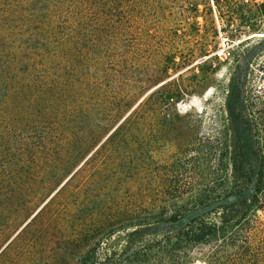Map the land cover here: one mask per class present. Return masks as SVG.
<instances>
[{"label":"rangeland","instance_id":"obj_1","mask_svg":"<svg viewBox=\"0 0 264 264\" xmlns=\"http://www.w3.org/2000/svg\"><path fill=\"white\" fill-rule=\"evenodd\" d=\"M87 4L83 47L97 36L121 64L53 73L120 90V98L128 91L131 100L114 122L99 123L79 105L75 128L88 145L26 217L14 219L19 196L0 189V264H20L16 254L8 258L10 247L98 151L100 205L118 224L131 221L100 237L86 264H264V194L256 191L260 161L248 115L259 102L247 93L264 86V36L252 37L264 35V0ZM147 101L145 121L120 132ZM28 105L0 104V152ZM157 214L168 219L150 221Z\"/></svg>","mask_w":264,"mask_h":264},{"label":"trees","instance_id":"obj_2","mask_svg":"<svg viewBox=\"0 0 264 264\" xmlns=\"http://www.w3.org/2000/svg\"><path fill=\"white\" fill-rule=\"evenodd\" d=\"M87 2L0 0V104L29 103L25 108L28 112L24 113L27 118L18 127L11 126L12 131L4 140L7 146L0 152V189L19 196V211L14 219L29 214L52 185L68 173L89 142L75 128L77 118L73 113L85 111L79 105L85 104L84 108L93 112L99 123L114 122L131 100L130 92L126 91L120 98L118 95L123 92L105 91L98 83L73 85L62 68L58 75L53 73V66L121 64L119 60L113 61L106 47L102 50L106 42L102 44L97 36L92 35L89 46L83 47ZM247 93L259 102L249 107L248 115L260 161L257 171L260 184L256 191L264 194L261 181L264 178V100H260L264 86ZM148 102L118 128L120 132L137 129L140 121H145L146 114L140 112ZM160 102L164 103L159 100L155 105ZM78 129L82 130L79 126ZM96 129L100 130L101 126L96 124ZM0 140L3 139L0 137ZM101 152L95 153L92 161L75 173L33 219L10 247L8 258L16 254L20 264H86L100 237L114 231L117 225L131 221L121 220L118 224L115 221L118 214L108 216L100 205L101 187L93 177L98 173ZM149 217L155 222L168 219L163 214ZM2 264L13 262L5 260Z\"/></svg>","mask_w":264,"mask_h":264},{"label":"bare ground","instance_id":"obj_3","mask_svg":"<svg viewBox=\"0 0 264 264\" xmlns=\"http://www.w3.org/2000/svg\"><path fill=\"white\" fill-rule=\"evenodd\" d=\"M256 36H264V35L256 34V35H253L252 37H256Z\"/></svg>","mask_w":264,"mask_h":264}]
</instances>
